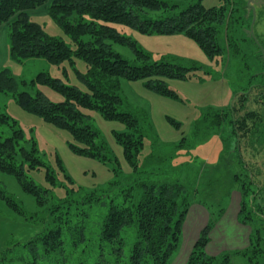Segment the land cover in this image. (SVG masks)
<instances>
[{"label":"trees","instance_id":"1","mask_svg":"<svg viewBox=\"0 0 264 264\" xmlns=\"http://www.w3.org/2000/svg\"><path fill=\"white\" fill-rule=\"evenodd\" d=\"M46 3L47 0H0V27L6 25L9 29V59L21 63L29 58H42L52 65L81 60L86 70L83 75L77 74L86 92L66 86L49 74L40 73L29 84L47 86L62 96V102L52 103L40 92L34 96L19 92L7 69L0 71V92L12 95L21 110L66 132L70 138L67 145L71 153L102 163H115L116 167L111 172L116 182L112 185L119 186L117 195H121V201L108 199V188L78 191L75 198L72 196L74 191L70 189L66 191L65 198H59L51 190L41 189L27 178L25 172L39 171L45 164L40 160L35 144L32 142L29 149L21 147L22 132L12 130L11 137L0 138V173L13 177L21 190L33 197L40 209L41 217L37 218L45 224L43 232L23 247L31 246L32 251L39 247L46 254L57 253L63 251L65 241L81 245L96 233L100 242L110 245L112 251L120 256L124 245L122 234L132 231L134 242L126 264H167L178 247L181 224L189 211L190 194L194 188L185 187L177 180L170 183L149 179L137 181L139 175L147 172L140 167L139 155L144 148L142 126L148 122L142 111L123 109V100L119 95L120 81H143L147 91L177 100L178 96L167 87L165 80H187L190 77L188 73L200 67L195 62L184 64L180 60L153 61L150 54L140 50L132 39L120 35L113 26H123L144 35H182L210 61L220 58L224 51L229 58H241L243 50L240 42L248 39L243 33V22L247 21L248 29L252 18L251 12L246 15V0H226L222 6L212 8L203 7L201 0L184 7L173 0H51L46 13L70 38L73 50L61 39L48 36L38 24L30 22L29 13ZM221 31L224 50L218 41ZM112 44L128 47L134 59H123L112 50ZM254 54L261 58L257 48ZM237 97L241 114L247 95L239 94ZM83 110L124 128L111 133L120 150L121 161L107 147L100 132L91 125V116ZM236 111L233 106L227 111L209 109L197 120L196 134L212 135L227 126L230 135L227 142L224 140V154H228L227 143L231 140L235 150L236 145L240 147L241 141L246 147L250 146V139L258 130L253 126L259 121V115L243 112L235 119ZM121 162L129 169L128 174L122 171ZM57 163L60 164L58 159ZM65 178L71 183L70 178ZM236 179L232 176L231 183ZM45 180L51 188H56V178L47 167ZM242 196L244 199L240 202L238 218L245 224L251 219L245 189ZM0 200L24 221L33 219L27 217L21 204L1 188ZM96 215L98 219H91ZM255 232L250 236L248 247L242 251V256L252 253L248 259L250 263L263 254L261 239L257 238L260 237L259 232ZM208 234L209 229L206 228L193 244L185 264H231L228 255L209 256L205 252Z\"/></svg>","mask_w":264,"mask_h":264},{"label":"rangeland","instance_id":"2","mask_svg":"<svg viewBox=\"0 0 264 264\" xmlns=\"http://www.w3.org/2000/svg\"><path fill=\"white\" fill-rule=\"evenodd\" d=\"M50 1L47 0L45 6L30 12L29 20L41 26L48 36L61 39L73 50L70 38L46 13ZM173 1L184 7L198 0ZM224 1L201 0V4L205 8L220 7ZM245 11L247 15L249 12L247 9ZM255 16L253 25L252 16L248 29L247 21L243 22V33L255 44L248 39L240 42L243 50L241 58H229L224 51L220 58L211 61L182 35H144L123 26H113L120 35L132 39L140 50L150 54L153 61L180 60L184 64L195 62L200 67L197 71H190L187 80H165L167 87L178 96L177 100L147 91L143 81H120L119 95L123 100V109L142 111L148 122L142 126L144 148L139 155L140 167L147 172L139 175L137 181L149 179L152 182L170 183L177 180L185 187L194 188V191H190L189 211L181 224L178 247L167 264H185L193 244L206 228L209 229V240L205 252L209 256L228 255L231 264H262L264 260V5L255 8ZM251 25L253 35L249 33ZM218 41L224 50L222 31ZM8 46L7 36L4 51L0 48V71H10L19 92H27L31 96L40 92L52 103L62 102V96L51 88L29 84L40 73L49 74L66 86L86 92L77 74L85 73L83 61L73 59V63L52 65L42 58H29L17 63L9 59ZM111 47L123 59H134L128 47L117 44ZM256 48L261 58L254 54ZM239 94L247 95L241 114L255 112L259 115L257 124L252 125L258 130L254 129L257 131L250 139V146L246 147L241 141L240 147L236 145L235 150L231 140V143H227L228 154H224V140L227 142L230 135L227 126L212 135L203 136L201 133L196 134L195 125L209 109L227 111L233 106L237 110L234 118L238 119L241 114L236 96ZM83 112L91 116V125L100 132L107 147L121 161L120 150L111 133L123 131L124 128L102 120L93 112ZM169 120L179 126L176 127ZM12 130L22 132L21 147L29 149L32 142L35 144L37 154L45 164L39 171L25 172L27 178L41 189L51 190L59 198H65L66 191L70 189L74 191L72 196L75 198L78 191L108 188V199L121 201V195H117L119 186L112 185L116 182L111 172L116 167L115 163H102L71 153L67 145L70 138L66 132L21 110L12 95L0 92V138L11 137ZM222 155L224 160L220 161ZM46 167L56 178V188H51L45 180ZM122 171L124 174L129 173L123 163ZM65 176L70 178L71 183ZM232 176L237 177L234 183H231ZM105 185L108 186L102 187ZM0 188L21 204L27 217H33L31 221H24L0 200V264H126L134 242L132 231L122 234L124 245L120 256L112 251L110 245L100 242L96 233L81 245L65 241L63 251L57 253L46 254L39 247H35L34 251L30 250L31 246L23 247L45 228V224L37 218L41 217L40 209L33 197L24 193L13 177L0 173ZM243 189L247 192L245 199L251 216L245 224L238 218L240 202L244 199ZM91 219L98 217L96 215ZM255 231L259 232L260 237L257 238L261 239L263 254L250 263L248 259L252 253L242 256V251L248 247L250 236L256 234Z\"/></svg>","mask_w":264,"mask_h":264},{"label":"crops","instance_id":"3","mask_svg":"<svg viewBox=\"0 0 264 264\" xmlns=\"http://www.w3.org/2000/svg\"><path fill=\"white\" fill-rule=\"evenodd\" d=\"M255 1L256 2H260L259 5H264V1L263 0H255ZM255 18H256V16H255ZM6 37H7V27L5 25V26L0 27V48L2 47L3 51H4V46L6 47Z\"/></svg>","mask_w":264,"mask_h":264},{"label":"water","instance_id":"4","mask_svg":"<svg viewBox=\"0 0 264 264\" xmlns=\"http://www.w3.org/2000/svg\"><path fill=\"white\" fill-rule=\"evenodd\" d=\"M260 2H256L255 0H247L246 1V6L249 8V10L251 11L252 13V25L254 23V20H255V7L259 5ZM252 25H251V28H250V35H253L252 34Z\"/></svg>","mask_w":264,"mask_h":264}]
</instances>
